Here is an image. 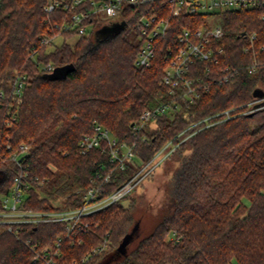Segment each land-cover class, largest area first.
<instances>
[{
	"label": "trees",
	"instance_id": "obj_1",
	"mask_svg": "<svg viewBox=\"0 0 264 264\" xmlns=\"http://www.w3.org/2000/svg\"><path fill=\"white\" fill-rule=\"evenodd\" d=\"M49 1L0 0V212L2 195L22 172L36 181L25 190L23 206L28 209L81 206L84 190L94 184L110 194L164 144L178 143L177 134L192 123L252 100L258 87L264 90V6L229 11L220 41L226 50L223 62L242 66L257 60L261 65L213 84L189 107L173 117L163 114L155 128L148 124L136 133L133 125L142 113L170 98L163 82L165 47L184 26L196 28L202 18L173 16L152 64L139 67L137 30L129 18L124 29L101 42L90 33L74 44H44L47 34L61 31L65 39L76 35L62 29L71 21L70 12L45 10ZM253 33L257 38L251 44ZM67 63L75 69L66 78L47 76V65ZM19 73L27 75L22 96L12 93ZM96 124L119 142L134 144L137 160L127 162L125 169L115 168L106 140L82 153L80 140L92 135ZM204 125L192 128L196 132L171 155L180 158L171 213L150 234L129 243L126 253L117 248L136 224L133 205H124L132 190L84 216L75 236L68 235L67 222L23 223L13 231L2 224L0 264H37L26 240L44 246L59 237L64 252L59 264H264V107L199 129ZM21 144L28 147L24 154ZM102 162L106 171L99 166Z\"/></svg>",
	"mask_w": 264,
	"mask_h": 264
},
{
	"label": "built area",
	"instance_id": "obj_2",
	"mask_svg": "<svg viewBox=\"0 0 264 264\" xmlns=\"http://www.w3.org/2000/svg\"><path fill=\"white\" fill-rule=\"evenodd\" d=\"M262 6H264V0H50L44 9L52 11L62 8L69 11L71 21L64 24L62 29L74 30L76 37L92 33L93 31H88L89 26H92V30L96 32L103 19L101 27L110 25L106 21L108 18H115L116 22L126 21V18H129L134 22L137 30L140 47L135 64L139 67H147L152 64L161 40L165 39L170 32L173 16L184 17L186 15L202 18L196 28L184 26L178 32L175 40L165 47L166 64L163 82L170 88V98L142 113L141 119L133 125L135 132L138 133L159 116L167 114L173 117L178 110L189 107L203 92L210 90L213 84L227 83L236 78L242 70L254 72L261 65L257 60L242 66L224 63L226 50L220 41L225 38V23L229 11ZM59 35L63 36L61 31L47 34L42 37V42L48 46H54L56 45L55 39ZM256 38V33L251 34L249 36L250 43L253 44ZM248 48L246 47V50ZM45 68L48 72H52L54 69L51 64ZM26 76L22 73L17 74L13 81L12 93L14 95H23ZM263 107L264 95L254 96L246 103L223 109L192 123L177 134L176 137L180 139L178 143L170 140L164 144L152 159L142 164L139 172L133 178L110 194H104V187L101 184L88 187L84 190L82 205L75 208L54 210L25 208L23 206L25 190L36 181L28 177L27 172H22L15 176L14 184L9 192L1 197L4 209L0 212V224L7 225L8 230L13 231L15 225L23 223L67 222L68 235L73 233L75 236L76 229H80L82 226L84 216L108 207L133 190L135 180L140 178V181L151 174L157 165L171 157L180 143L196 132L192 128L205 123L199 128L202 129L240 114L253 113ZM104 140L107 141L110 148V161L115 164V168L125 169L127 162L137 160V155L133 150L135 145L119 142L117 137L101 124L95 125V132L92 135H86L80 140V150L82 153H86L91 148L101 146ZM20 148L21 154L28 150L25 144H21ZM15 157L18 158V155ZM20 161L22 160L20 159ZM99 166L102 171L107 170L106 163L102 162ZM110 174L111 172L106 174L105 181H109ZM54 203L60 205V200H56ZM15 231L18 229L16 228ZM78 242L81 240L79 239ZM26 244L30 245L34 251L33 262L37 264H59L64 256L61 237L50 245L41 246L38 243H30V240H26ZM101 249L103 246L99 247V250ZM73 264L79 263L75 260Z\"/></svg>",
	"mask_w": 264,
	"mask_h": 264
},
{
	"label": "rangeland",
	"instance_id": "obj_3",
	"mask_svg": "<svg viewBox=\"0 0 264 264\" xmlns=\"http://www.w3.org/2000/svg\"><path fill=\"white\" fill-rule=\"evenodd\" d=\"M103 20L99 23L98 27H101ZM106 21L110 25H113L117 19L108 18ZM92 28V26H89L88 31H93L92 33L95 35ZM76 38V36H72L65 39V37L59 35L55 39V44H61L64 41L74 44ZM155 121L150 123L152 128L157 126ZM179 164L180 158L178 156L168 157L157 165L151 174L140 181V178L134 181V189L131 192V196L124 202L125 206L133 205V213L138 228L130 244H132L136 237L150 234L162 217L171 213L174 174ZM245 201L248 203L247 199ZM3 229L4 226L0 224V232Z\"/></svg>",
	"mask_w": 264,
	"mask_h": 264
},
{
	"label": "water",
	"instance_id": "obj_4",
	"mask_svg": "<svg viewBox=\"0 0 264 264\" xmlns=\"http://www.w3.org/2000/svg\"><path fill=\"white\" fill-rule=\"evenodd\" d=\"M127 22L125 20L121 22H115L113 25H104L95 32V39L97 42H101L109 38L110 36L117 34L125 28ZM75 69L74 63H67L64 65L55 66L53 71L48 73L47 76L51 79L66 78L68 74ZM254 96H263L264 90L260 87L254 90ZM23 160V157L21 158ZM137 224L133 227L129 235L121 242L117 248V252L126 253L127 246L132 241L134 234L137 232Z\"/></svg>",
	"mask_w": 264,
	"mask_h": 264
}]
</instances>
